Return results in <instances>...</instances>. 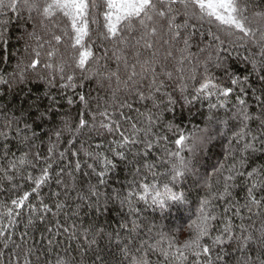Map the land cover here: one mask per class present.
I'll use <instances>...</instances> for the list:
<instances>
[{"label": "trees", "instance_id": "trees-1", "mask_svg": "<svg viewBox=\"0 0 264 264\" xmlns=\"http://www.w3.org/2000/svg\"><path fill=\"white\" fill-rule=\"evenodd\" d=\"M250 2L256 10L264 9V0ZM103 11L102 4L90 8L85 43L97 62L82 70L70 59L66 18L45 20L35 11L29 14L23 0L16 11L0 8V264H56L58 259L68 264H136L138 259L148 264H208L209 259L212 264H264V66L258 46L249 38L237 41L208 19L190 20L194 27L176 29L179 38L157 25V34L149 38L152 48L136 42L138 33L124 31L120 35L127 39L125 45L121 39L104 38ZM183 20L178 15L176 23ZM189 33L190 47L184 50ZM212 33L223 41L224 60L220 67L208 63L205 72L204 63L220 44ZM53 34L62 40L55 41ZM37 52L40 64L33 69L29 64ZM49 52L55 55L49 57ZM62 61L67 62L64 75H72L73 81L55 70ZM45 63L54 67L45 68ZM232 78L239 82L232 84ZM206 79L233 91L227 97L216 90L211 96L198 92ZM241 99L252 117L247 128ZM105 109L108 115L101 116ZM80 119L87 124L76 134L72 130ZM101 123L113 130L101 128ZM132 125L138 142L119 147L120 134L130 136ZM242 130L243 137L238 135ZM181 135L185 143L177 145ZM252 136L258 137L255 151H245ZM176 152L179 157L172 155ZM103 157L115 167L105 169ZM180 157L187 168L172 181V166L180 167ZM45 168L49 178L33 192L35 185L27 177L35 179ZM253 169L262 174L249 178ZM101 172L106 175L99 176ZM230 175L235 179L226 181ZM253 181L258 203L248 196ZM225 183L230 185L227 194ZM145 184L147 201L140 199ZM165 184L183 192L188 205L168 201L162 209L154 204L152 186L164 193ZM25 192L32 193L25 206L13 205ZM205 198L216 216L211 237L221 236L224 242L212 245L211 238H205L211 252L194 256L182 244L190 238V226ZM9 210L12 217L6 215ZM226 226L230 232H224ZM243 236H251L246 247L239 246Z\"/></svg>", "mask_w": 264, "mask_h": 264}, {"label": "snow or ice", "instance_id": "snow-or-ice-1", "mask_svg": "<svg viewBox=\"0 0 264 264\" xmlns=\"http://www.w3.org/2000/svg\"><path fill=\"white\" fill-rule=\"evenodd\" d=\"M101 4L104 8L102 13L105 21L104 27L107 30L106 33H104V38H118L126 45L128 43L127 39L123 38L120 34L124 31H127L129 34L138 33L139 39H137L136 42L139 44L140 41H144V47L152 48L153 45L149 38L157 34V25H160V28L167 27L168 31L173 33V38H179L181 33L176 31V29L194 27V25H190V20L203 21L208 19L209 22H217L218 27L226 32L228 36H235L237 41H243L245 38L251 39L252 42L258 46V55L260 57L259 63L261 66H264V9L256 10V7L250 2V0H100V3H98L97 0H43L42 3L38 2V0H23V6L29 11V14L35 11L45 20H52L53 18H57V20H62L64 18L67 19L70 32H65L64 35L68 36L70 41L69 47L72 52L70 59L76 69L82 70H86L90 63L97 62L92 47L85 43V39L89 37L90 8H99ZM176 5H179L182 11L174 7ZM4 7L16 11L19 7V0H10L7 4H5V0H0V8ZM178 15H181L184 18L182 24L176 23ZM54 26L59 27V23ZM258 34L259 38L257 39ZM191 35L192 34L189 33V36L184 39V50H187V48L190 47L189 39L191 38ZM212 35L215 40L220 41V44L215 50L216 55L214 57L210 56L208 61L204 63L203 67L205 72L208 71V63H212L215 67H220L224 60V58L220 55L223 50V41H221L220 37L215 33H212ZM52 38L57 42L62 40L61 35L53 34ZM235 46L236 42L234 41L233 47ZM240 46H243V44ZM201 51L204 50L201 49ZM48 55L49 57H52L55 53L49 52ZM136 55L139 56V52H137ZM39 56L40 53L37 52V58L29 64L30 68L35 69L40 64ZM66 64V61H62L61 63L55 65V70L61 74L62 79L66 78L68 81H73L74 77L72 75H64ZM256 66L257 62L253 61V69H255ZM44 67L52 69L54 66L51 63H45ZM136 74L137 73L133 71L132 76H135ZM111 75L116 76L117 79H119L118 72H114ZM167 75L171 78V73H167ZM131 78V76L128 77L129 80ZM245 79H247V77H245ZM262 79H264V77H262ZM238 82V78L231 79L232 84H237ZM155 83V80H153V84ZM67 86L69 85H65V87ZM102 86L103 85H101V87ZM212 90L218 91L220 95L225 97L230 95L233 91L230 87L220 88L219 85L214 83L211 79H206V81L200 85V88L197 89L198 92H203L207 96H211L213 94ZM156 91H159V87L156 88ZM141 98H143L142 94ZM80 100L84 101L85 97L81 95ZM239 103L241 106H244L242 108V117L245 121L244 127L247 128L246 122L252 117H250L246 111L245 101L241 99ZM127 106L130 107V105ZM100 115L107 116L108 110L105 109L100 113ZM150 119L151 117H149V120ZM86 124L87 122L84 119H80L78 127L72 131L79 134L80 130L84 128ZM100 127L105 128L108 131L113 130L111 124L101 123ZM116 127L118 128L119 125ZM167 127L171 129L173 125L168 124ZM132 129L133 130L130 136L133 138L124 135V133L120 134L123 142L119 145V147L124 148L129 143L135 144L138 142L134 139L137 135L135 125H132ZM4 135L6 136L7 134L5 133ZM33 135H35V133H33ZM56 135L59 136L60 133L57 132ZM238 135L243 137V130L241 133H238ZM257 139L258 137L252 136L251 143L245 144L244 150L248 151L249 149H252L255 151L254 145ZM185 140L186 137L181 135L175 143L177 145H184ZM261 142L264 143V141ZM145 144L148 148L152 147L151 142H145ZM51 151L52 149L49 148V152ZM86 154L92 155L91 153ZM34 155L39 156V153H35ZM62 155L63 153H61V156ZM117 155H119L121 159L126 158L123 153L118 152ZM172 155L179 157V152L172 153ZM26 156L27 154H25V157L21 159V163L25 162ZM103 161L105 169L109 168V166L112 168L115 167V164H113L107 157H103ZM179 165L180 167H177L175 164L172 166V181H177L179 177H183L185 174L184 171L181 170L187 168L183 157L179 158ZM50 167L51 165H49V168ZM146 167L150 168L152 165H146ZM77 168H79V164H77ZM136 171H139V169H136ZM238 174L245 175L244 173ZM260 174H262L261 169H253L247 173V176L251 178ZM98 175H106V172H101ZM27 178L29 180H33L35 187L32 191L37 192L39 187L49 178L48 168L43 169L42 174L35 179L32 176H28ZM233 179H235V177L232 175L226 177V181ZM100 183L103 184L104 180L101 179ZM229 187L230 185L225 183L224 194L228 193ZM255 187L256 183L253 181L252 187L248 189V196L251 198L253 203H258L252 195L253 188ZM143 188L144 195H142L140 199L147 201L149 185L145 184L143 185ZM164 189V193H161L155 188V186H152V191L154 193L152 202L154 204H159L162 209L166 206L168 201H171L172 204L175 205H188L189 201L183 192H173L167 184L164 185ZM31 194L32 193L30 192H25L20 198L13 200L12 204L17 207H24L25 201L29 199ZM131 195L132 193H129V196ZM121 203H123V201H121ZM209 204L210 201L205 198L200 206V215L190 226L192 229L190 238L185 240L182 244V248L194 256L207 255L211 252L210 245L208 243H203L205 238H211L212 245H220L224 242L221 236L211 237V221L216 220V216L212 215L208 210ZM44 208L45 210H48L47 205H44ZM6 215L12 217L14 213L9 210ZM15 215L18 216L19 213H15ZM224 232H230V227L226 226ZM3 234L4 229L0 228V235ZM230 239H232L231 236H229V240ZM249 240H251V236H243V238L239 241V246L246 247ZM173 246V243L169 241L168 248L171 249ZM177 252H180V250L177 249ZM163 254L167 256L168 252L165 251ZM145 255L147 254L145 253ZM180 255L183 256V253L180 252ZM220 258L221 257L218 255L217 259ZM56 264H68V262L58 259ZM136 264H148V261L146 259H138ZM208 264H212L210 259L208 260Z\"/></svg>", "mask_w": 264, "mask_h": 264}]
</instances>
